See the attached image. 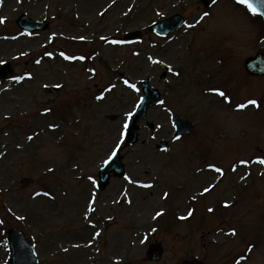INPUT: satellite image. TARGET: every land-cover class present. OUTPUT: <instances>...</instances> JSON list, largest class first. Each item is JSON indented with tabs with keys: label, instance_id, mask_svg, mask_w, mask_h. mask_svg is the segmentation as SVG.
Wrapping results in <instances>:
<instances>
[{
	"label": "rangeland",
	"instance_id": "374dc122",
	"mask_svg": "<svg viewBox=\"0 0 264 264\" xmlns=\"http://www.w3.org/2000/svg\"><path fill=\"white\" fill-rule=\"evenodd\" d=\"M21 12L47 18L49 28L20 35ZM174 12L185 16L177 31H147ZM0 17V60L25 77L0 80V264H9L10 227L25 233L41 264H264V77L243 65L264 52L259 14L238 0H3ZM131 30L142 32L138 42L111 43ZM122 76H150L164 103L147 113L153 128L142 121L139 142L121 151L126 175L98 191L96 172L140 96ZM249 99L259 108L237 107ZM174 114L193 123L175 140ZM160 139L165 149L155 147ZM126 176L152 186L138 189ZM152 242L163 247L159 261L145 254Z\"/></svg>",
	"mask_w": 264,
	"mask_h": 264
},
{
	"label": "water",
	"instance_id": "95a60500",
	"mask_svg": "<svg viewBox=\"0 0 264 264\" xmlns=\"http://www.w3.org/2000/svg\"><path fill=\"white\" fill-rule=\"evenodd\" d=\"M210 0H203L204 4H207ZM254 3H257V6L261 8L259 12L264 17V6H261L258 3V0H253ZM17 24L25 29L26 31H32L35 29H44L46 24L44 21H38L31 18H27L25 15L20 14L16 19ZM182 22V17L179 14H174L173 16L158 22L153 23L149 28L155 32L166 34L168 31L173 30L178 27ZM129 39H134L139 37L138 32H130L126 35ZM246 70L254 75H263L264 74V54L257 53L254 56H250L245 60ZM12 72L10 63H4L0 65V78L8 77ZM144 96L143 99L138 103L133 117L130 119L129 128L126 134L127 141L126 144H132L137 141V122L141 120L147 111V108L159 101V93L156 89H153L147 80L142 82ZM174 123L176 132L175 135L183 134L191 129L190 123H188L181 116L174 117ZM165 145V142H161L160 146ZM113 171L115 176H121L123 174V164L120 162V156L117 153L111 161L104 165L99 171L98 177L100 180L99 187L103 189L109 179V171ZM8 246L10 250V263L11 264H39L37 256L34 252L33 247L25 239L21 231L17 229L8 230ZM148 255L151 259H159L161 256V247L159 245H151L148 250ZM182 264H203L198 261L184 262Z\"/></svg>",
	"mask_w": 264,
	"mask_h": 264
},
{
	"label": "snow or ice",
	"instance_id": "6c2138e0",
	"mask_svg": "<svg viewBox=\"0 0 264 264\" xmlns=\"http://www.w3.org/2000/svg\"><path fill=\"white\" fill-rule=\"evenodd\" d=\"M2 2H3V0H0V3H2ZM214 2H215V0H214ZM238 3L245 5L247 7V9L250 12H252L253 14H256V13L261 11V8H259L257 6V3H254L253 0H238ZM258 3H260L261 6H264V0H258ZM262 14H264V13H262ZM208 15H209V13H207V12L204 13L203 17H201V20L204 17L208 16ZM5 19L6 18H4V17H0V23L5 22ZM189 27H192V25H189ZM79 39H85V37L81 36V37H79ZM101 39H106V38L105 37H101ZM111 43H123V41L113 40V41H111ZM45 55L52 56L53 53L47 52V53H45ZM60 55L61 56H65V58L69 59V60L77 59V57H75V56H66V54L63 53V52L60 53ZM79 59L83 60V59H85V57L81 56V57H79ZM153 62L156 63V62H159V61H155L154 60ZM4 63H6V61L0 60V64H4ZM36 63L39 64L40 61L38 60V61H36ZM92 71H95V70L93 69ZM26 75L31 77V73H26ZM24 78H25L24 76H13L12 77V79L14 81H22ZM124 83L126 85H128L130 88H132L134 91H136V92L140 91V89L137 88L136 84L130 83L127 79L124 80ZM46 87H47V85H46ZM56 87H61V85H56ZM113 87H115V86L113 85ZM210 91L217 93L220 97H223L226 100H230V97H228L226 95V93L223 90H221L220 88H213V89H210ZM102 98H103L102 95L97 97V99H102ZM141 99H143V98H141ZM160 103L163 104L164 102L160 101ZM249 105L256 106L257 108H259V106H260L259 102L256 99H249L246 103L239 104V105H237V107L241 108V109H244V108H247ZM45 111L47 112V111H49V109H45ZM125 115H126V119L123 121L122 129L120 130L119 135H118V140L114 144V147L111 149V154L108 156L107 159L103 160V164H105V165H107L111 161V159L117 154V152L120 150L121 146L123 145L124 137L126 136L128 128H129V120L133 117L134 112L133 111H129ZM50 127H56V125H50ZM28 139L31 140V139H33V137L29 136ZM175 139H180V137H175ZM0 155H3V153H0ZM257 162L259 164H264V157L258 158ZM241 163L242 164H247L248 161H241ZM208 167L215 169V171L217 173H220L221 175H223V170L221 168L216 167L215 164H209ZM87 179L89 181H94L95 182V177H93V176H88ZM125 179L128 180L130 183H139L138 181L132 180V178L129 177V176H126ZM143 186L144 187H151L150 184H145ZM203 191L205 193H207V192L210 191V188L209 187H205L203 189ZM36 195H40V193H37ZM45 195H48V194L45 193ZM165 195H167V193H165ZM92 202L93 203L95 202L94 194H93V201ZM88 207L92 211L95 210L94 208H92L91 204H89ZM209 211H212V209H209ZM160 215H161V212H157L156 213V216H160ZM188 215L191 216L192 212L189 211ZM185 218L186 217H181V219H185ZM20 219H23V217H20ZM3 223L4 222L2 220H0V224H3ZM153 231H155V229H153ZM231 233H232V235H236L237 234V230L235 228H233V229H231ZM96 235H99V233H97ZM145 239H147V237H145ZM142 243H143V241H142ZM237 264H239V262H237Z\"/></svg>",
	"mask_w": 264,
	"mask_h": 264
},
{
	"label": "bare ground",
	"instance_id": "6f19581e",
	"mask_svg": "<svg viewBox=\"0 0 264 264\" xmlns=\"http://www.w3.org/2000/svg\"><path fill=\"white\" fill-rule=\"evenodd\" d=\"M136 181H138V180H136ZM139 182V181H138ZM145 184H148V183H136V187L138 188V189H142V188H146V187H144L143 185H145ZM151 186H152V184H151V182L149 183ZM144 190H147V189H144ZM86 231H84L83 233H85Z\"/></svg>",
	"mask_w": 264,
	"mask_h": 264
}]
</instances>
